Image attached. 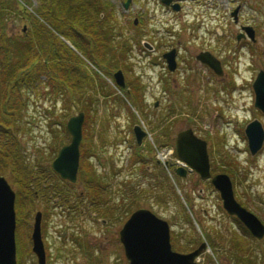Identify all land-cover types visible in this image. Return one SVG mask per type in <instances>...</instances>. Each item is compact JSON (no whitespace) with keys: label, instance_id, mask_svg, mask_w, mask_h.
<instances>
[{"label":"rangeland","instance_id":"374dc122","mask_svg":"<svg viewBox=\"0 0 264 264\" xmlns=\"http://www.w3.org/2000/svg\"><path fill=\"white\" fill-rule=\"evenodd\" d=\"M106 1L110 4L109 10L105 11L106 19L97 27L101 35L96 36L105 41L111 36L114 40L107 45L116 48L111 50L104 46L107 50L102 48L96 52L103 70L95 68L79 53L72 39H65L47 25L67 49L80 58L75 60L68 51L61 50L68 64L80 68L88 80L93 75L96 78L90 80L80 93L66 91L57 96L50 93L53 88L40 83L37 94H28L24 108L11 117L6 116V128L21 148L24 164L30 168L35 166L34 169L43 167L48 173L49 163L54 158L52 150L60 144L55 145V141H66L61 123L65 126L69 117L82 112L83 125H86L95 150L91 158L92 173L96 177L101 175L98 178H103V183L107 184L98 183L103 190L98 185L94 195L89 187L92 182L86 191L77 176L72 190L63 187L69 192H66L68 203H57V196L51 194L53 198L49 204L42 201L35 203L33 208L27 207L32 211L31 227L34 214L37 211L44 214L51 207L41 229L46 264H128L120 245L119 231L129 215L140 208L167 222L172 232L171 249L175 252H188L204 243L205 250L197 264H229L223 260L224 256L220 261L215 253L218 237L224 238L223 234L230 229L228 222L222 221L217 208L218 192L194 173L183 179L173 177L166 167L174 162V158L166 152L161 153L169 136L174 140L178 132L191 129L206 142L213 174H226L232 183L233 194L244 201L264 225V141L262 148L251 156L244 136L246 125L254 120L264 130V114L254 107L252 91L258 71L264 72V0H179L182 12L170 16L158 7L157 0H130L127 8L123 6L126 0ZM39 6L36 0H0L7 35L17 39L29 31L31 24L26 12ZM235 8H239L237 21L231 17ZM135 14L143 16L140 19L141 32L157 29L162 35L164 23H173L170 25L173 32L179 31V24L184 25L178 50L180 65L175 71L169 73L158 57L168 46L159 47L157 55H148L142 48L148 39L128 38L132 34L129 25ZM239 24L254 30V41L249 48H240L241 45L235 43L234 35ZM176 39L172 37L171 41L176 42ZM89 50L91 52L92 47ZM199 51L208 52L219 61L221 75H216L195 59ZM154 58L159 65L147 68V63ZM121 67L131 93L137 90L135 97H143V104L149 106L146 112V105L139 103V109L131 107L138 122L129 116L128 102L114 83L113 75L121 72ZM161 80L164 83L167 80L169 84L163 87ZM87 98L92 99V103ZM156 101L159 110L150 113V106ZM165 117L169 121L167 124H164ZM17 118L20 119L16 122ZM56 122L60 127L55 126ZM136 124L149 135L144 145L138 147L143 148L142 155L147 160L143 168L146 170L148 166V171L151 170L146 171L147 174L140 171V165L133 166L130 162V144L134 142L130 132ZM100 137L104 138L103 143H99ZM154 140L158 152L152 147ZM163 166H166L165 171L160 169ZM1 176L15 193L9 174ZM153 178L156 180L152 182ZM100 199L105 202L100 203ZM91 213L98 216L93 220ZM27 230L26 227L21 230L18 241L15 237L16 255L19 254L23 264H36L35 257H28L31 245L28 247ZM231 234L236 235V232ZM261 250L263 252L259 254L256 246L248 247L247 258L255 261L254 264H264V246ZM221 252L224 254L225 251L221 249Z\"/></svg>","mask_w":264,"mask_h":264},{"label":"trees","instance_id":"16d2710c","mask_svg":"<svg viewBox=\"0 0 264 264\" xmlns=\"http://www.w3.org/2000/svg\"><path fill=\"white\" fill-rule=\"evenodd\" d=\"M36 1L40 3V6L34 11L26 12L29 24H31L29 31L24 35L21 34L17 39L7 35L5 23L3 21V16L5 14L0 10V175L9 174L12 185L15 187V237L18 241L19 233L26 227V230L28 229V247L31 245L30 216L32 211L27 207L33 208L36 201L39 203V200L45 201L47 205L52 200L53 195L57 196V203H68V195L66 192H69L68 190L64 191L65 188L63 189V187L67 186L72 190L73 185L67 181L61 180L59 176L51 170L50 166V172L47 173L44 172L45 170L43 167L34 169L35 166L30 168L24 164L21 148L18 147L15 137L6 128L8 126L6 116L11 117L14 112L17 113L18 110L24 108L26 106L28 94H37L38 84L40 83H44L48 87L53 88V92L50 93L57 96V94L63 95L66 91L74 93L75 90H77L78 93H80L82 92L81 90L84 89V86L88 85V82H90V80L87 79L88 77L86 78L85 75L81 74L82 71L80 68L73 64H68V60L63 56L65 55L62 52L63 50L68 51L70 57H73V59L80 58L73 51L68 50L66 45L59 40L47 25L65 39H72L75 43V49L88 61L92 62L95 68L101 71L103 70V64L100 63L99 58L96 57V52L98 49L100 50L102 48L103 50H107L105 49L106 47H109L111 50L112 48H116V46H108L111 45V42L114 40L111 39V36H109L108 39L106 38V41L102 39L101 36L99 38L96 36L101 35L97 27L106 19L105 11L109 10L110 4L108 5L106 0ZM100 15L104 16L100 18ZM104 46L106 47L104 48ZM89 47H92L91 52ZM108 67L110 66L108 65ZM41 76L44 77V81L40 79ZM84 77L87 80H85ZM120 91L123 92L124 100H127L129 104H126L129 116L134 119V122H138L135 115L131 112V107L138 108L137 103L130 96V93L124 90ZM136 91L137 90L134 91V94L138 93V91ZM1 101L3 102L1 103ZM120 102H122V100ZM81 110L84 111L83 109ZM9 113H11V115ZM61 127L62 135L65 134L66 141H55V145L57 143L60 144H57L52 150V157L59 148L63 146L62 144L69 142L70 139L64 124L61 123ZM130 135L132 136L131 132ZM98 141L99 143H103L104 138L101 139L100 137ZM151 144L152 147L155 148L157 141L155 142L154 140ZM130 146L132 148V159L130 158L131 164L133 166L140 165V171L147 174L146 170L143 168V165L147 163V160L145 161L142 155L143 148H138L134 142H132ZM100 148H103V145H101ZM94 153L95 150L93 149L92 138L86 132V125H83L82 140L79 145V168L77 176L78 179L82 180V184L86 191H89V187L92 189V184L90 185L92 181L96 188H98L97 186L99 184L107 185L103 183V178H98L92 173L93 166L91 165V158L95 155ZM160 169L165 171L164 167H160ZM170 173L172 174L171 169ZM41 180L44 181L46 185H44ZM153 180H156V178H153L152 182ZM95 182H97V184ZM205 183L210 185L208 181ZM95 187L91 190L94 195L97 193L94 191ZM99 187L100 190H103L100 185ZM57 189L59 190L57 191ZM99 201L100 203L105 202L104 199H100ZM47 209L48 210L44 211L43 220L49 217L47 211H51V207ZM28 252V257H34L31 250ZM16 264H23L21 263L18 253L16 255Z\"/></svg>","mask_w":264,"mask_h":264},{"label":"water","instance_id":"95a60500","mask_svg":"<svg viewBox=\"0 0 264 264\" xmlns=\"http://www.w3.org/2000/svg\"><path fill=\"white\" fill-rule=\"evenodd\" d=\"M130 0H126L124 8L128 7ZM165 3H167L165 1ZM177 10V7H173ZM235 8L231 17L237 21ZM245 35L254 41L252 27H243ZM239 41L240 37L237 36ZM169 71L175 70L174 51L164 55ZM196 60L210 68L216 75H221L219 61L208 52H200ZM116 86L123 87L121 72L113 75ZM254 93V107L264 114V72L258 71L252 83ZM84 114L79 112L70 117L66 122V130L70 135V142L62 146L51 163L52 170L62 180L75 183L79 168V145L82 139V125ZM132 133L138 147L147 137L144 129L136 124ZM247 148L251 156L255 155L263 145L264 130L262 125L254 120L249 122L244 129ZM174 152L176 157L184 162L202 180H210L211 186L218 192L222 207L230 216H235L247 228L250 234L261 239L264 235V225L258 218L240 206L234 198L232 183L226 174L211 175L206 142L196 137L191 129L178 132L174 139ZM180 178L187 175L183 168L174 170ZM15 193L10 188L6 179L0 176V264H16L15 244ZM41 212H36L30 234L31 252L36 259V264H46L45 251L41 238ZM119 241L123 246L124 256L128 264H197L198 257L205 250L202 243L198 248L188 254H181L171 249L169 226L167 222L157 218L147 209H137L126 220L119 231Z\"/></svg>","mask_w":264,"mask_h":264},{"label":"flooded vegetation","instance_id":"af4514ba","mask_svg":"<svg viewBox=\"0 0 264 264\" xmlns=\"http://www.w3.org/2000/svg\"><path fill=\"white\" fill-rule=\"evenodd\" d=\"M157 1H158L157 2L158 7L162 8V11L165 10V12L169 16L170 15H176V14H179L180 12H182V7H180L179 0H157ZM165 1L167 3H165ZM173 7H177L178 8L175 11V13L173 11L174 10ZM142 17H143L142 15L138 16V14H135V16L132 19L131 24L129 25V27L132 29V31H131L132 34H130L128 38L135 39V40H138V39H141V40L142 39H148V42L144 46L142 45V48L144 50H146L145 52H148V53H146L148 55H150V54L157 55L158 54L159 47L160 48H164V47L168 46L169 48L164 49V51L161 52V54L158 56L159 59H160V61H161L160 64L164 65L165 68H167V63H166V59L164 58V55L167 54V53H169V52H171V51H174L175 70H176V68H178V66L180 65V62H179V52H178V50H179V45L182 42L181 39H183V36H184V34H182L184 32V25L182 23L179 24V31L178 32H173L172 27H170V25H172L173 23H170V25L164 23L163 24V27H162V28H164V32H163L162 35L159 33V31L157 29L156 30H152V31L146 29L144 32H141L139 28H140V26L142 24L141 21H140V19H142ZM243 27H247V26L246 25H243V24H239V30L234 35L235 43L238 44V45H241L240 48H244V47L249 48V44H251V40L245 35L244 31L242 30ZM237 36L240 37V40L239 41L236 40V37ZM122 37H124V36H122ZM122 37H120V38H122ZM172 37L173 38L174 37H177L176 42H172L171 41V38ZM167 42H169L170 44L167 45L166 44ZM148 50H151L152 52L149 53ZM145 52L142 51V53H145ZM200 52L201 51H199L197 54H199ZM197 54H196V56H197ZM196 56H195V59H196ZM151 60L152 61H150V63H147V66H146L147 68H153V66L159 65V63L156 61V58L151 59ZM120 70H121V73L123 74L122 75L123 87H119V88L121 90L123 88H125L126 90H124V91L127 92V93H130V96L134 99V101L137 103V105L139 106V103H140L141 106H143L144 105L143 104V99L144 98L140 96L139 97L140 100H139L138 97H135V95L131 93L130 86H129L127 80H125V76H126L125 71L123 70V68L120 69ZM167 70H168V68H167ZM168 72L171 73L172 71H168ZM104 73H106V72L104 71ZM166 74L167 73H165V75ZM91 77L96 78L94 75L91 76ZM93 78H90V80H92ZM41 80L44 81V78L41 77ZM167 80H169V79L167 78ZM167 80H166V83L169 84V82ZM97 81H99V79H97ZM161 81H162V85L164 84L163 85V87H164L166 83H164L163 80H161ZM99 84H100V81H99ZM103 98H105V97H103ZM87 101L89 103H92V99H90V98H87ZM116 103L117 102L115 101L114 104L116 105ZM145 105L144 106L146 107V109H145V112H146L147 109H148L147 108L148 105L147 104H145ZM150 107H151L150 108V110H151L150 113H152V110H155V111L159 110V104H158L157 101L154 102ZM18 119H20V118H17L16 119V122L18 121ZM166 119H167V117H165V120ZM162 121H164V120H162ZM168 122L169 121L167 119L164 122V124H167ZM56 125L60 127L59 122H56L55 123V126ZM161 126H163V125H161ZM167 139H168V141H167L168 144L163 148L166 151L169 150V149H171L172 146H174V140L172 139V137L169 136ZM144 143L145 142L143 140V145H144ZM51 162L49 163V166L50 167H51ZM146 171L148 173L151 172V170L148 171V167L146 168ZM99 176H101V175H99ZM99 176H97V177H99ZM203 182H205V181H203ZM94 187L95 186L92 183V189H94ZM217 198H218L217 200L219 201V205L217 206V208H218L219 214L222 217V221L223 222H228V225L230 226V229H232V230L228 229L227 230L228 233L227 234H223L224 235V238H222L221 236L218 237L219 238L218 239L219 242L217 243V247L215 248V251H216L215 253L217 255V258H219V260L221 261L222 260L221 259L222 258L221 256H224L225 258L223 260L225 262L229 263V264H251V263L254 264L255 261H253L252 259H248L247 258V255H248V252H247L248 251V247H251V249H252V246L254 245V246H256L257 250L259 251V254H262L263 251L261 250V248L264 246V235H263V237L261 239H257L255 237H253L250 234V232L247 230V228L244 227V225L235 216H230L229 214H227V212H225V210L222 207V201L220 199L219 194H218V197ZM234 198L237 201V203L240 204L241 207H243L244 209H246L247 211L250 212V209L248 208V206L246 205V203L244 201H242L236 195H234ZM37 202L38 201H36V203ZM41 202H42V200L41 201L39 200V203H41ZM97 216H98L97 213H91V217L93 218V220ZM105 222H107V221L105 220ZM219 224H221V223H219ZM232 231H235L236 232V235L231 234ZM220 232H222V231H220ZM228 234H230L229 235L230 237L227 238V239H225ZM171 235H172V232L170 233V229H169L170 244L173 242L172 241V238H171ZM182 240H184V238ZM223 242H225V244H222ZM120 245L122 246L121 243H120ZM221 249H222V251H225V252H223L224 254H222ZM122 250H123V246H122ZM194 250H191V251H188V252L181 251L180 253L181 254H188V253H190V252H192ZM123 254H124V251H123ZM257 262L259 263V261H257Z\"/></svg>","mask_w":264,"mask_h":264},{"label":"built area","instance_id":"2783aa9c","mask_svg":"<svg viewBox=\"0 0 264 264\" xmlns=\"http://www.w3.org/2000/svg\"><path fill=\"white\" fill-rule=\"evenodd\" d=\"M177 163H178L179 165H182V166H183V164H182V163H179L178 161H177Z\"/></svg>","mask_w":264,"mask_h":264}]
</instances>
